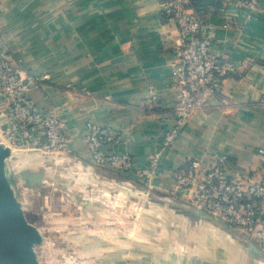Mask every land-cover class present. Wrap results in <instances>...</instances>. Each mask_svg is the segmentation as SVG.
<instances>
[{
  "label": "crops",
  "instance_id": "1",
  "mask_svg": "<svg viewBox=\"0 0 264 264\" xmlns=\"http://www.w3.org/2000/svg\"><path fill=\"white\" fill-rule=\"evenodd\" d=\"M222 1L195 9L213 50L229 55L238 71L163 151L178 103L173 69L180 33L163 21L161 0H0V53H12L31 73L50 75L29 86V94L66 120L72 150L55 160L11 149V160L24 153L15 164L14 193L19 201L25 195L38 202L30 209L43 218V231L58 233L59 248L71 249L62 257L73 264H264L233 227L240 237L172 205L189 201L176 174L191 161L199 159L203 173L221 152L231 174L264 167L258 155L264 147V2L246 19ZM227 21L234 26L226 28ZM151 87L158 104L148 101ZM89 122L118 131V149L140 163L163 151L154 178L95 166L86 143ZM9 125L0 92L6 143ZM24 172L40 174L42 183L31 185Z\"/></svg>",
  "mask_w": 264,
  "mask_h": 264
},
{
  "label": "built area",
  "instance_id": "2",
  "mask_svg": "<svg viewBox=\"0 0 264 264\" xmlns=\"http://www.w3.org/2000/svg\"><path fill=\"white\" fill-rule=\"evenodd\" d=\"M225 2L251 19L262 9L264 0ZM161 15L166 24L175 25L180 33L173 69L179 87L175 123L163 134L162 142L163 151H167L185 125L209 107L225 79L236 73L238 66L229 55L213 50L203 16L191 7L190 0H161ZM233 26L232 21L225 24L226 28ZM49 79L48 73L27 71L12 53H0V92L10 121L8 145L11 149L50 155L56 160L57 155L72 152L68 124L59 115L41 109L29 94V86L42 85ZM159 100L156 89L151 87L148 101L158 104ZM86 143L95 166L135 175L143 181L154 178L163 156V151L151 152L140 163L128 150L118 149L121 143L118 131L93 122L87 124ZM258 155L264 158V147L258 149ZM212 157L213 164L203 173L200 160L196 159L176 174L181 196L197 210L239 231L247 244H255L264 254V167L249 174H231L226 154L215 152Z\"/></svg>",
  "mask_w": 264,
  "mask_h": 264
},
{
  "label": "water",
  "instance_id": "3",
  "mask_svg": "<svg viewBox=\"0 0 264 264\" xmlns=\"http://www.w3.org/2000/svg\"><path fill=\"white\" fill-rule=\"evenodd\" d=\"M11 153V148L3 145L0 140V264H37L32 251V244L37 240L36 229L25 217V209L11 189V182L7 181L3 169L5 159L11 156ZM21 175L28 177L31 185L42 183L43 177L40 174L24 172ZM172 205L180 211L209 221L216 227L240 237L228 224L197 210L190 204L172 201ZM248 245L264 259V254L255 244Z\"/></svg>",
  "mask_w": 264,
  "mask_h": 264
},
{
  "label": "rangeland",
  "instance_id": "4",
  "mask_svg": "<svg viewBox=\"0 0 264 264\" xmlns=\"http://www.w3.org/2000/svg\"><path fill=\"white\" fill-rule=\"evenodd\" d=\"M9 127H10V125H9ZM1 142L3 143V145L10 147L8 145V143H6L5 141L1 140ZM18 150L27 151L26 149H24V150L18 149ZM17 156L22 157V156H24V153L19 154ZM18 157L12 158V160H11L10 156H8L5 159V162L3 165L5 177H6L7 181L10 180L11 189L13 191H15V189H16L17 176L15 174V168L17 169V167L15 166V164H17V162L19 160ZM11 161L13 162V164ZM15 196H18V194H16ZM24 196H22V195L20 196V198H21L20 202L23 204V207H25L24 208L25 209V217L31 222V224L35 227L36 232H37V240L32 244V251H33V254H34V257H35L37 264H73L71 262V257H67V258L62 257V252H66L70 256L72 253L71 249H64L63 250V249L59 248L58 245L55 243L56 238L59 237L58 233L54 230L43 231V229H42L43 228L42 226L44 223L42 221L43 218L40 215H36L35 210L30 209V207H32V208L38 207V202L36 201L37 204L34 201H32L30 203V202H28L27 197H24ZM40 238H41V240H40Z\"/></svg>",
  "mask_w": 264,
  "mask_h": 264
},
{
  "label": "trees",
  "instance_id": "5",
  "mask_svg": "<svg viewBox=\"0 0 264 264\" xmlns=\"http://www.w3.org/2000/svg\"><path fill=\"white\" fill-rule=\"evenodd\" d=\"M223 3L222 0H190L192 8L203 7L205 10H210L212 7H219Z\"/></svg>",
  "mask_w": 264,
  "mask_h": 264
}]
</instances>
